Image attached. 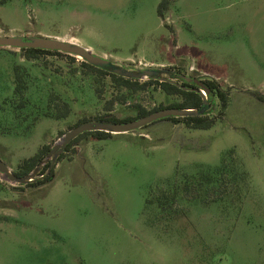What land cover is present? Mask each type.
I'll use <instances>...</instances> for the list:
<instances>
[{
	"label": "rangeland",
	"instance_id": "1",
	"mask_svg": "<svg viewBox=\"0 0 264 264\" xmlns=\"http://www.w3.org/2000/svg\"><path fill=\"white\" fill-rule=\"evenodd\" d=\"M159 1L0 0V36L64 39L128 66L213 78L229 93L224 117L208 129L160 120L125 133L131 138H81L43 187L0 174V264H264V102L253 95L264 97V0H172L163 20ZM81 61L27 60L0 47V158L12 172L46 139L60 141L58 123L67 131L116 95L126 93L111 106L119 117L134 104L150 110L180 99L154 86L126 92L108 76L95 82ZM16 64L29 71L24 96L35 100L21 109ZM53 92L69 102L63 121L41 118L28 137L9 132ZM221 164L223 174L214 171ZM186 176L194 185L166 209L145 204Z\"/></svg>",
	"mask_w": 264,
	"mask_h": 264
},
{
	"label": "trees",
	"instance_id": "2",
	"mask_svg": "<svg viewBox=\"0 0 264 264\" xmlns=\"http://www.w3.org/2000/svg\"><path fill=\"white\" fill-rule=\"evenodd\" d=\"M172 0H160L158 5H157V14L161 17L163 20L165 17V13L168 9L169 4L171 3ZM164 26L169 29V31L173 34L174 36V30L172 26H169L166 22H163ZM173 44H175V37H173ZM23 56L27 60H31L33 58H37L42 54H64V55H69L70 57H75L74 55L66 54L60 51H52V50H45V49H36V48H21L19 49ZM81 64L88 68L90 71H92L94 75V81L95 82H100L101 81V76H108L111 80V83L113 84L114 88H119V89H126L127 91H138V90H146L149 86H154V87H159L164 93L167 95H173L176 94L180 97L179 100H176L174 102H171L167 105H162L159 104L158 106H154L152 109L147 110L145 107H143L140 104H134L135 108V113L134 114H128L125 116H117L116 114L112 113L111 106L116 103L117 101H125L126 96L125 94H121L119 96H114L110 98L105 106H104V111L98 115L94 116H86L82 117L79 120H77L75 123L70 125L68 129L72 128L75 125H78L81 122L87 121V120H104V121H110V122H125V121H130L133 119H136L138 117H141L151 111L165 108V107H178V108H199L202 105V96L191 90V89H185L184 87L187 88H192L193 85L181 82L182 86L175 85L173 83H170L168 81H159L155 79H144V80H139V79H130L126 77H122L119 75H116L114 73H111L107 70L95 67L84 60L81 61ZM29 71L19 65L16 64L13 66V95L18 96L19 99V104L18 106L21 108H24L26 106V103L28 102H35L30 100V97L26 98L24 95L26 92L29 90ZM95 73V74H94ZM97 74V75H96ZM96 75V77H95ZM99 75V76H98ZM204 81L208 85L211 93L218 99V108L216 109L215 113H205L202 115L198 116H184V117H167L161 120H171L173 122H178V121H183L188 127L193 128V129H208L210 128L216 120L222 119L225 115V111L227 109L228 105V89L224 88L219 82H217L213 78H205ZM101 90V89H99ZM97 91V90H96ZM54 94H50L47 98V102L45 105L41 108H38L40 110L36 109V113L33 114V119L29 124L23 125L19 123L15 128V130H11L9 132L14 131L16 134H25L30 131L32 126L36 123V121L40 117H50L54 119H62L66 118L69 113H70V106L69 102L64 99V96H61L59 93L53 92ZM253 95L264 102V97L257 93H253ZM41 105V104H40ZM38 105V106H40ZM35 107V106H34ZM29 116V114H28ZM27 117V116H26ZM24 120V119H23ZM160 121V120H157ZM156 122V121H155ZM154 123V122H153ZM150 124L142 127L145 128L149 126ZM66 131H60L59 136L63 135ZM113 135H124V136H129L130 134H112L109 132H104V131H87L79 134L75 138H73L65 147L64 151L59 154V156L56 158V161L51 169L48 170V167L50 165V162L47 161L44 163L42 168L38 171V173L35 175L33 180L27 182L24 184V186H29V187H43L48 185L54 178L55 174V166L56 163H58L64 155L71 149L72 145L80 140L81 138L84 137H90V139H106L109 138ZM140 138H145V136H140ZM52 144H43L41 145L38 150L36 151L35 154L21 159L17 164L16 167L13 169L14 173L17 176H24L28 173H30L44 158L46 153L49 151L51 148ZM74 153L76 151L73 149L72 150ZM224 164H221L220 166L216 167L214 171H218L219 173H224L223 170ZM207 180L210 181L212 175H208ZM191 177L186 176L185 180L182 182L180 186H174L171 189L167 190H162L160 195L155 196L154 198H146L145 199V204H150L152 202H155V204L162 209H166L165 206L168 203H172L173 201L176 200L177 195L179 191H182L184 193H188L189 190L192 188L194 185L192 182V179L190 180ZM194 180V179H193Z\"/></svg>",
	"mask_w": 264,
	"mask_h": 264
},
{
	"label": "water",
	"instance_id": "3",
	"mask_svg": "<svg viewBox=\"0 0 264 264\" xmlns=\"http://www.w3.org/2000/svg\"><path fill=\"white\" fill-rule=\"evenodd\" d=\"M0 47L12 49L36 48L60 51L81 57L82 60L95 67L130 79H155L159 81H168L178 86H182L181 82H185L193 85V87L187 88L182 86L183 88L191 89L202 96V105L199 108L165 107L125 122H110L96 119L81 122L61 135L60 141L51 146L45 158L30 173L24 176H17L12 172L9 165L0 158V174H4L6 179L11 183L24 185L33 180L35 175L47 161L50 162L48 170L51 169L56 158L64 151L67 144L83 132L104 131L112 134L128 133L167 117L198 116L209 113V110L211 113L216 106L214 95L211 93L208 85L203 79L197 76L176 73L163 68L128 66L99 56L93 53L89 48L72 41L41 35H4L0 36ZM208 108L210 109L208 110Z\"/></svg>",
	"mask_w": 264,
	"mask_h": 264
},
{
	"label": "crops",
	"instance_id": "4",
	"mask_svg": "<svg viewBox=\"0 0 264 264\" xmlns=\"http://www.w3.org/2000/svg\"><path fill=\"white\" fill-rule=\"evenodd\" d=\"M41 118H50V117H40L38 120H40ZM52 119H54V118H52ZM65 118H62V119H55V120H64ZM38 120L36 121V123L38 122ZM59 122H61V121H59ZM36 123L32 126V128L30 129V131L25 135V134H21V133H19V134H16V133H14V135H18V136H24V137H28V135H30V133L33 131V128H34V126L36 125ZM62 126H60L59 127V123L57 124V128H56V132L59 130H61V131H65V126H67V124L65 123V122H63L62 124H61ZM52 136H50V138H51ZM48 139H46V141H44L43 143H41L39 146H41V145H43V144H48ZM22 159V158H21Z\"/></svg>",
	"mask_w": 264,
	"mask_h": 264
},
{
	"label": "flooded vegetation",
	"instance_id": "5",
	"mask_svg": "<svg viewBox=\"0 0 264 264\" xmlns=\"http://www.w3.org/2000/svg\"><path fill=\"white\" fill-rule=\"evenodd\" d=\"M193 76V75H192ZM57 164V163H56Z\"/></svg>",
	"mask_w": 264,
	"mask_h": 264
}]
</instances>
